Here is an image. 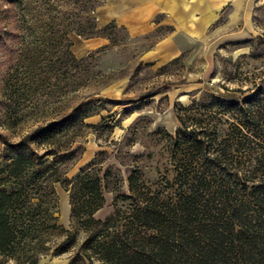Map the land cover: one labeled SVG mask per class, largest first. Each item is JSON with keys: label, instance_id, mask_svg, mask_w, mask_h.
Listing matches in <instances>:
<instances>
[{"label": "rangeland", "instance_id": "1", "mask_svg": "<svg viewBox=\"0 0 264 264\" xmlns=\"http://www.w3.org/2000/svg\"><path fill=\"white\" fill-rule=\"evenodd\" d=\"M257 89L264 0H0V179L6 149L28 138L38 156L77 149L63 165L68 179L104 153L98 162L121 172L127 193L132 167L146 181L169 167L166 135L181 109ZM53 188L60 229L36 230L15 248L35 254V264L70 257L54 255L71 221L68 193ZM104 199L101 221L112 193Z\"/></svg>", "mask_w": 264, "mask_h": 264}, {"label": "trees", "instance_id": "2", "mask_svg": "<svg viewBox=\"0 0 264 264\" xmlns=\"http://www.w3.org/2000/svg\"><path fill=\"white\" fill-rule=\"evenodd\" d=\"M177 120L166 135L169 167L154 181L132 167L127 193L121 172L98 162L104 153L68 179L63 165L77 149L38 156L28 138L6 149L0 264H35V254L15 248L36 230L60 229L55 183L69 196L70 230L54 249L70 254L67 264H264V90L212 94ZM105 192L113 195L112 213L101 221L95 215Z\"/></svg>", "mask_w": 264, "mask_h": 264}, {"label": "water", "instance_id": "3", "mask_svg": "<svg viewBox=\"0 0 264 264\" xmlns=\"http://www.w3.org/2000/svg\"><path fill=\"white\" fill-rule=\"evenodd\" d=\"M89 163V162H88Z\"/></svg>", "mask_w": 264, "mask_h": 264}]
</instances>
